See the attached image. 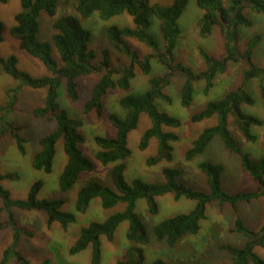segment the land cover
I'll use <instances>...</instances> for the list:
<instances>
[{
  "label": "trees",
  "instance_id": "trees-1",
  "mask_svg": "<svg viewBox=\"0 0 264 264\" xmlns=\"http://www.w3.org/2000/svg\"><path fill=\"white\" fill-rule=\"evenodd\" d=\"M7 2V0H0ZM22 10L16 16V24L11 28L13 37L19 40L20 47L29 54L41 59L51 72L50 75L34 76L18 66V57L11 54L0 56V65L3 70L23 84L33 88L47 89L45 103L35 107L33 115L56 120L57 127L40 138L41 148L35 154L33 166L52 172L57 153V142L62 138L67 160L60 175V186L63 191L70 190L83 171H92L95 164L91 158L84 154L81 143L86 139L80 131L82 121L70 117L69 111L62 107L58 97L59 88L63 80L66 81L69 96L73 100L80 98L79 78L93 73L100 74L91 88V95L85 103L86 114L95 111L102 116L105 109L103 98L110 89L121 88L128 90L132 79L137 76V68L148 79V88L140 92H133L119 99L125 110V116L110 112L109 119L115 126V136L96 135L95 140L99 146L97 158L103 164L113 163L112 180L114 186H109L99 180H90L84 184L77 195L76 208L79 212H87L92 200L100 199L103 208L110 209L119 203H125L123 210L110 214L103 220H93L81 229L77 240L69 248L72 255H76L91 246V263L101 264L103 261V240L115 239L117 229L124 221H128L127 237L133 241L127 248L125 259L115 264H169L164 258L152 262L146 261L145 249L140 246L149 242V231L146 223L137 211L138 202L145 199L152 214L159 212L158 197L172 193L175 199L187 198L195 200L196 204L188 212L178 213L162 220L154 226V232L161 240H166L170 247H176L186 235H197L201 231V221L207 217L208 204L220 201L229 203L236 213L239 212L240 202H252L264 197V157L254 158L250 153L243 151L229 128L230 117L236 119L242 136L246 140L257 142L259 136L252 131L254 126L264 125V119L244 111V106L254 105L256 99L249 88L252 81H259V88L264 99V66L253 60V53L261 39V34H255L246 42L244 50H240L238 40L243 26L252 27L253 19L248 11L264 13V0H197L198 6L203 10L200 18V35L203 37L212 34L219 26L223 38L224 53L216 56L200 47V54L204 60L203 69H195L176 61L175 49L178 46L182 28L180 18L187 9L189 0H174L171 4L152 3V0H77L75 10L78 15L64 13L57 18L53 27L56 29L52 40L38 39L40 32L39 18L43 13L50 16L57 15L60 0H20ZM95 12L101 19L108 20L113 16L128 13L133 17L134 27H121L110 25L106 30L110 43L129 58L127 65L114 66L111 61V52L104 48L103 58L98 61V52L90 46L92 32L87 29L83 20L90 18ZM153 16L160 20V32L164 42L151 34ZM5 25L0 21V43L4 40ZM127 38H136L144 42L152 51L141 54L132 47ZM57 50L60 60L54 55ZM152 59L157 60L163 67L162 73L152 75ZM244 62L241 70V83L234 89L228 90L220 97L210 99L205 107L192 115L193 122L218 116V122L205 127L185 151L187 160H191L204 152L215 135H219L226 148L241 157V165L256 183L253 190H240L230 193L224 189L223 163L211 160H201L198 168L208 177L209 190L195 188L181 179V169L173 166H164L162 172L163 182H149L141 177L132 181L126 178V163L124 160L131 155L129 147V133L137 128L142 113L150 117L151 125L143 133L139 146L142 150L149 146L152 138L158 140V150L155 155L148 158V165H154L162 160L174 159L173 143L179 135L168 127H178L180 119L167 111L161 110L156 101L161 99L168 103L173 97L166 91L172 84L176 75H181L183 84L180 88L181 103L191 105L195 100V83L204 81L203 90L206 94L215 85L216 78L225 73L230 63ZM249 87V88H248ZM17 97L14 96L8 105L0 104V141L6 132H9L17 143L22 154L27 152L29 139L22 135L24 124H14L6 120V113L14 108ZM15 172L2 173L0 167V199L3 200L1 210L8 211V218L0 222V230L11 227L14 231L13 241L3 253L0 264H7L15 257L18 264H33L24 254L17 250L23 233L29 231L21 228L16 220L13 207L25 210L37 209L47 212L49 226L55 222L63 228L76 221L75 213L64 209L63 198H40L39 193L43 187L42 180L34 182L26 198H13L9 189L3 185L7 178H17ZM233 231L247 236L248 240L243 246L229 243H220L218 247L231 255L232 264H264V257L256 251L258 246H264V223L258 230L246 226L243 219L237 216ZM38 264H52L50 260Z\"/></svg>",
  "mask_w": 264,
  "mask_h": 264
},
{
  "label": "rangeland",
  "instance_id": "rangeland-1",
  "mask_svg": "<svg viewBox=\"0 0 264 264\" xmlns=\"http://www.w3.org/2000/svg\"><path fill=\"white\" fill-rule=\"evenodd\" d=\"M174 0H152V3L171 4ZM77 0H60L58 12L55 16L43 13L40 18V32L38 39L41 41L52 40L55 27L54 21L64 13L78 15L75 10ZM22 10L20 0L0 1V21L4 22V40L0 43V56L7 57L15 54L18 57V66L34 76L50 75L43 61L20 47L19 40L12 36L11 28L16 24L15 16ZM203 10L198 6L197 0H189L188 6L180 18L182 28L180 40L175 49L176 61L183 62L185 65L195 69L205 67L199 48L202 47L208 52L219 56L224 53L223 38L221 29L216 26L213 33L206 37L200 33V18ZM248 14L254 21L252 27L243 26L238 40L240 50H244L246 42L255 34H261L254 53L253 60L256 64L264 66V13H256L249 10ZM79 16V15H78ZM153 24L150 28L151 34L163 43L164 38L160 32V20L153 16ZM87 29L92 32L90 46L97 50V60L103 58V49L108 48L111 52L112 64L116 67L127 65L129 58L116 47L108 38L107 28L116 24L121 27H134L133 17L128 13L113 16L108 20L101 19L98 12L90 18L82 21ZM133 48L141 54H148L152 50L142 41L136 38H127ZM55 57L60 60L57 50H54ZM244 62L230 63L227 71L220 74L215 85L206 94L203 90L204 81L195 83V100L189 106L181 103L180 88L183 84L181 75L173 78L172 84L166 89L173 97V102L168 103L157 99L156 103L161 110L178 117L180 125L178 127H168L179 135V139L173 143L174 159L172 161L162 160L157 164L148 165L149 157L156 154L158 150L157 138L150 140L149 146L142 150L139 146L141 137L145 130L151 125L148 114L142 113L137 128L129 133V147L132 150L124 162L126 163V178L132 181L135 177H141L149 182H163L165 180L162 169L164 166H173L181 169L182 177L187 183L197 189L208 191V177L198 168L201 160H211L223 163L224 189L230 193L240 190H253L256 183L253 177L243 169L241 157L226 148L225 143L219 135H215L207 145L203 153L191 160L185 157L186 149L191 145L194 138L207 126L218 122L215 115L199 122L192 121V115L203 109L210 99L220 97L228 90L236 88L241 83V70ZM152 75L162 73L163 67L157 60L152 59ZM100 74L93 73L82 76L79 80L80 98L73 100L67 90L66 81L63 80L59 88L58 100L62 107L69 111L70 117L80 119L82 124L80 131L85 134V141L81 143L84 154L91 158L95 164L92 171H83L75 185L67 191H63L60 186V175L67 160L66 152L63 147V139L57 142V153L52 172H46L33 166L35 154L41 148L40 138L52 132L58 125L56 120H49L44 117L33 115L35 107L45 103L47 89L33 88L23 84V81L16 79L5 72L0 65V104L8 105L11 99L16 96L17 102L13 109L6 113V120L14 124H24L22 135L27 137V152L22 154L17 147L15 139L9 132H6L0 141V167L2 173L15 172L17 178H7L3 180V185L10 190L12 197L16 199L26 198L34 182L42 180L43 187L39 193L40 198H63L65 200L64 209L76 215V221L71 223L68 228H63L60 223L55 222L51 226L47 223V212L45 210H25L13 207L16 220L19 226L30 234L23 233L19 240L17 250L24 254L33 264L50 260L52 264H90L91 246L86 250L72 255L69 252L71 245L77 240L81 229L93 220H103L107 216L126 207L125 203H119L113 208L106 209L100 204V199L92 200L87 212H79L76 208V199L80 188L90 180L96 179L102 183L114 186L112 180L113 163L103 164L96 156L99 146L95 140L96 135L114 136L115 126L109 119L110 112H116L125 116V110L120 105L119 99L129 93L140 92L148 88L149 75H145L140 68H137V76L132 79L130 89L121 88L110 89L103 98L105 109L102 116H98L95 111L88 114L84 112L86 101L91 95V88L97 81ZM249 88V87H248ZM256 99L254 105L244 106V111L254 114L264 119V99L261 96L259 81H252L249 88ZM235 117H230L229 128L235 139L239 142L240 148L251 154L254 158L264 157V125L254 126L252 131L259 136L257 142L246 140L238 126ZM0 199V207L3 205ZM159 212L152 214L147 206L146 200L141 199L136 208L149 231V242L141 244L145 249L146 261L152 262L158 258H164L169 264H232L231 255L222 251L218 244L229 243L236 246H243L247 236L233 231L234 221L240 216L246 226L258 230L264 223V197L252 202H240L239 212L229 203L223 204L220 201H213L208 204L207 217L201 221V231L197 235H186L176 247H170L166 240H161L154 232V226L164 219L172 217L178 213L188 212L193 209L196 201L182 198L175 199L172 193L158 197ZM8 218V211H0V222ZM129 222L124 221L117 229L113 241L103 240V261L101 264H115L120 259L127 256V248L134 243L127 237ZM11 227L0 230V259L3 257L4 250L13 241ZM256 251L264 257V246H258ZM7 264H18L15 257H12ZM251 264H254L253 262Z\"/></svg>",
  "mask_w": 264,
  "mask_h": 264
},
{
  "label": "crops",
  "instance_id": "crops-1",
  "mask_svg": "<svg viewBox=\"0 0 264 264\" xmlns=\"http://www.w3.org/2000/svg\"><path fill=\"white\" fill-rule=\"evenodd\" d=\"M116 135V131H115V134H114V136Z\"/></svg>",
  "mask_w": 264,
  "mask_h": 264
}]
</instances>
